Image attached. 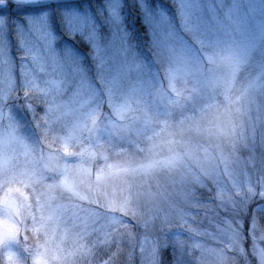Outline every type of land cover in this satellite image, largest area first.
Returning a JSON list of instances; mask_svg holds the SVG:
<instances>
[{
	"label": "rangeland",
	"instance_id": "1",
	"mask_svg": "<svg viewBox=\"0 0 264 264\" xmlns=\"http://www.w3.org/2000/svg\"><path fill=\"white\" fill-rule=\"evenodd\" d=\"M0 1V264H264V0Z\"/></svg>",
	"mask_w": 264,
	"mask_h": 264
},
{
	"label": "water",
	"instance_id": "2",
	"mask_svg": "<svg viewBox=\"0 0 264 264\" xmlns=\"http://www.w3.org/2000/svg\"><path fill=\"white\" fill-rule=\"evenodd\" d=\"M4 5V1H0V7Z\"/></svg>",
	"mask_w": 264,
	"mask_h": 264
}]
</instances>
